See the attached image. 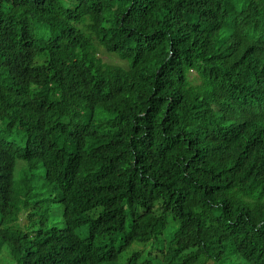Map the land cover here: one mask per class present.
<instances>
[{"label":"trees","instance_id":"trees-1","mask_svg":"<svg viewBox=\"0 0 264 264\" xmlns=\"http://www.w3.org/2000/svg\"><path fill=\"white\" fill-rule=\"evenodd\" d=\"M0 264H264V0H0Z\"/></svg>","mask_w":264,"mask_h":264}]
</instances>
